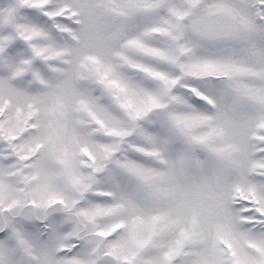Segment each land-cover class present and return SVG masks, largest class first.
<instances>
[{
	"label": "snow or ice",
	"instance_id": "6c2138e0",
	"mask_svg": "<svg viewBox=\"0 0 264 264\" xmlns=\"http://www.w3.org/2000/svg\"><path fill=\"white\" fill-rule=\"evenodd\" d=\"M0 264H264V0H0Z\"/></svg>",
	"mask_w": 264,
	"mask_h": 264
}]
</instances>
